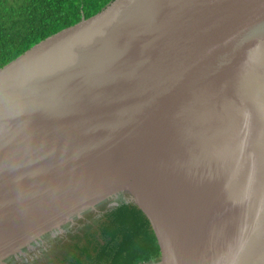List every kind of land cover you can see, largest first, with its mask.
I'll use <instances>...</instances> for the list:
<instances>
[{
    "label": "water",
    "instance_id": "water-1",
    "mask_svg": "<svg viewBox=\"0 0 264 264\" xmlns=\"http://www.w3.org/2000/svg\"><path fill=\"white\" fill-rule=\"evenodd\" d=\"M122 203L149 264H264V0H113L0 69V264Z\"/></svg>",
    "mask_w": 264,
    "mask_h": 264
},
{
    "label": "trees",
    "instance_id": "trees-1",
    "mask_svg": "<svg viewBox=\"0 0 264 264\" xmlns=\"http://www.w3.org/2000/svg\"><path fill=\"white\" fill-rule=\"evenodd\" d=\"M113 0H0V69L46 38L89 19ZM97 219L87 232L83 223L77 254L68 264H149L162 250L152 223L136 205L122 203ZM84 225V226H83ZM93 229V227L91 228ZM91 239L87 242V237Z\"/></svg>",
    "mask_w": 264,
    "mask_h": 264
}]
</instances>
